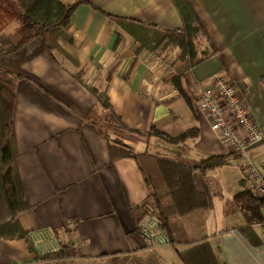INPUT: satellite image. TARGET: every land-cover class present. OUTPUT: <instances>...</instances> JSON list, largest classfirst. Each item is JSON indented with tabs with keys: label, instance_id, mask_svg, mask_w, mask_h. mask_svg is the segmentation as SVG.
Instances as JSON below:
<instances>
[{
	"label": "crops",
	"instance_id": "obj_1",
	"mask_svg": "<svg viewBox=\"0 0 264 264\" xmlns=\"http://www.w3.org/2000/svg\"><path fill=\"white\" fill-rule=\"evenodd\" d=\"M181 1L216 50L193 66L180 46L153 51L138 37L140 26L183 29L177 0H84L65 36L36 37L20 48L19 21L5 24L0 67L15 83L13 125L29 203L19 220L26 231L50 230L68 254L40 257L25 238H1L0 264H184L180 252L202 242L212 244L221 264H264V223H247L234 199L252 188L245 160L197 108L203 91L227 75L264 133V0ZM92 87L106 91L113 111L133 129L196 134L172 143L119 128ZM119 140L159 157L229 159L195 173L209 206L182 217L187 243L154 244L137 234L149 189L135 158H112L109 145ZM249 153L264 176V140ZM10 218L9 211L0 213V225ZM148 221L154 224V216L143 217L140 226Z\"/></svg>",
	"mask_w": 264,
	"mask_h": 264
},
{
	"label": "trees",
	"instance_id": "obj_2",
	"mask_svg": "<svg viewBox=\"0 0 264 264\" xmlns=\"http://www.w3.org/2000/svg\"><path fill=\"white\" fill-rule=\"evenodd\" d=\"M9 2L13 7L6 8L2 4ZM84 0L66 4L62 0H0V33L10 20L20 23V35L17 48L27 41L41 37L44 41L48 36H65L72 25V17ZM184 21V28L178 31H164L140 26L139 39L141 46L156 51L162 47L182 48L181 57L189 59V66H193L212 54L216 50L207 37L205 29L198 17L192 12L187 3L177 0ZM202 39H206L209 47L202 49ZM48 42V41H46ZM49 49L55 47L54 43L48 45ZM3 54L0 37V56ZM8 69L0 67V213L9 211L11 218L0 225V239L25 238L29 248L35 251L30 232L26 231L20 223L19 215L29 208L25 187L18 166V154L13 125V116L16 102L14 79ZM78 72L77 77L81 78ZM188 103L192 104L191 97L184 88L175 82ZM102 105L110 112L112 122L119 128L127 131L149 136L155 134L172 143H180L189 136H194L196 130L190 129L179 136H171L155 128L151 132H141L129 127L113 111L106 91L99 87H92ZM117 143V144H116ZM109 145L112 158H135L144 175L149 189L147 198L140 204L141 215L138 219L137 234L142 236L141 220L147 215L157 218V230L164 231L169 243L176 246L189 241L182 217L198 209L208 208L209 200L199 191L195 173L209 172L215 168L229 163L223 156H209L197 161L183 158L159 157L147 152L138 153L122 141ZM235 203L247 223H264V195H255L253 189H245L234 197ZM65 247L59 252L39 255L48 257L52 255L65 256ZM184 264H221L210 242H202L194 247L180 252Z\"/></svg>",
	"mask_w": 264,
	"mask_h": 264
},
{
	"label": "built area",
	"instance_id": "obj_3",
	"mask_svg": "<svg viewBox=\"0 0 264 264\" xmlns=\"http://www.w3.org/2000/svg\"><path fill=\"white\" fill-rule=\"evenodd\" d=\"M159 58V57H157ZM198 110L209 120L214 134L233 153L244 158L247 177L255 195H264V176L252 160L249 150L264 140V133L246 100L239 94L236 83L227 75L219 76L214 86L206 88L197 102ZM152 216V215H151ZM141 224L142 236L154 244L169 243L164 231L157 230V218ZM73 225V221L70 222ZM38 255L59 252L63 249L48 229L30 232Z\"/></svg>",
	"mask_w": 264,
	"mask_h": 264
},
{
	"label": "rangeland",
	"instance_id": "obj_4",
	"mask_svg": "<svg viewBox=\"0 0 264 264\" xmlns=\"http://www.w3.org/2000/svg\"><path fill=\"white\" fill-rule=\"evenodd\" d=\"M2 2H3V0H2ZM3 6H5L6 8L8 7V8H12L13 6L9 3V2H4L3 4H2ZM10 21H12V20H10ZM8 23V22H7ZM20 35V34H19ZM19 38V37H18Z\"/></svg>",
	"mask_w": 264,
	"mask_h": 264
}]
</instances>
